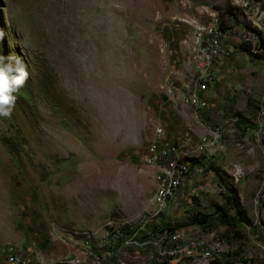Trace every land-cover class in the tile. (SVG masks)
I'll return each mask as SVG.
<instances>
[{
    "label": "rangeland",
    "instance_id": "1",
    "mask_svg": "<svg viewBox=\"0 0 264 264\" xmlns=\"http://www.w3.org/2000/svg\"><path fill=\"white\" fill-rule=\"evenodd\" d=\"M194 21L230 47L201 72L206 30L191 35ZM0 33L4 64L16 56L29 71L0 117V264H67L79 243L133 235L141 219L144 236L168 226L221 243L185 264H264V0H0ZM214 82L237 112L212 125L203 86ZM198 91L196 109L183 98ZM176 118L211 148L185 154L182 201L161 212L163 183L141 158L154 121Z\"/></svg>",
    "mask_w": 264,
    "mask_h": 264
},
{
    "label": "built area",
    "instance_id": "2",
    "mask_svg": "<svg viewBox=\"0 0 264 264\" xmlns=\"http://www.w3.org/2000/svg\"><path fill=\"white\" fill-rule=\"evenodd\" d=\"M197 29L206 30V38L202 42V47L205 50V61H200L201 72L210 65L212 55L223 54L224 51H228L229 46L224 41L223 37H217V32L214 30V28H205V22L194 21L192 25H190L191 35L197 32ZM209 40L217 41V54L208 53ZM184 61L185 59L180 65L181 71L184 68ZM220 83L221 82H214L213 86H203V95H207V107L205 108L204 115L208 118H211L210 115L215 113L217 107V94H220V96L223 95L227 100V102H224V105L228 104L234 95V92L228 93L222 89L220 92L215 93L216 87L220 88ZM174 84L170 82V85H173L174 87H180V82L175 85ZM163 96V109L167 108L168 111L166 112L169 113L170 116L173 115L177 117V109L175 108L174 103H171V100H168V95L166 94L165 90H163ZM220 96H218V99ZM220 115H222V113ZM176 121L177 124L175 128L174 124ZM208 149H210V141L199 140L198 138L191 136L190 131L183 128L177 118L170 120V123L167 126L164 124L163 126H155L154 121L152 132L148 141L146 142L141 160L143 165L151 170V177L154 178V185L155 183H163V197L154 196L156 202L160 199H167L169 195H177L178 204H180L182 201V195L184 193V186H177V177L183 173V163L190 162L185 160V153ZM149 193L154 194V192ZM178 230L182 229H168L165 231V233L176 232ZM195 230H197V227ZM153 235H155V232H153ZM113 239L114 237L107 240L106 248L103 251H95V263H88L82 254V246H92L95 249V243H79L78 254L70 255V259L67 261V264H116V261H111V253L115 250H124L125 256L127 255V250H131V245L119 248H111V241ZM131 244H138L141 249L147 250H149L151 246H158L160 249V258L159 260H155V264H166L172 259L173 256H165L166 248H175L174 256H180L188 250H201L200 246H192L187 244V239L183 244L178 245H156L153 243V236L148 238L144 243H137V241H135ZM5 261L7 264H20L21 262L19 256L16 254L8 255Z\"/></svg>",
    "mask_w": 264,
    "mask_h": 264
},
{
    "label": "bare ground",
    "instance_id": "3",
    "mask_svg": "<svg viewBox=\"0 0 264 264\" xmlns=\"http://www.w3.org/2000/svg\"><path fill=\"white\" fill-rule=\"evenodd\" d=\"M215 23H217V20H215ZM215 26L216 28L214 30L217 32V37H221L223 35V34L221 35L222 31L221 32L218 31L217 25ZM205 27H206V23H205ZM198 30L199 29H197V32ZM223 39L225 41V38ZM211 42H212L211 44H208V53L217 54L218 45L216 44V40H211ZM229 49L230 47L228 48V50ZM199 54L205 55V51H201L199 52ZM228 55H229V51H224L223 54L212 55L211 60H210V65H213V61H216L217 58L219 59L225 58ZM261 62L264 65V56H263V59H261ZM198 93L199 91L194 92L192 95H188L187 97L184 96L183 101L187 102L189 106L194 107L196 109L201 108V106L203 105V101L201 98H199ZM166 94L168 95L167 92ZM186 130L188 129L186 128ZM189 131L192 136V131L191 130ZM215 138L217 139V136ZM193 152H196V151H193ZM193 152H186V153H193ZM183 166H184V163H183ZM184 169L186 168L183 167V170ZM182 175L183 173L177 177V186H181L183 183V179L181 177ZM176 196L177 195H169L167 199H162V202L160 205L161 212L166 211L170 207L172 200ZM146 225H147L146 220L141 219L140 221H138V225L133 227V230H136L135 232L132 231L133 235H129L123 230H113L109 232L108 234H105L99 237L94 242L90 243V244L95 243V249L92 246H88L86 249V255H84L83 251H82V254L84 257L86 256L85 258L87 262L89 261L88 263H95V251H103L106 248L107 240L114 237V239L111 241V248H119V247L131 245V250H127V255L125 256H124V250H115L114 252L111 253V261H116V264H124L127 261V259L132 258V259L137 260L141 264H155V260H159L160 258V249L158 246H151L150 249L147 250V249H141L138 244H131V243H134L135 241H137V243H144L147 241L148 238L151 237V236H144L141 233L142 231L145 232L144 230H145ZM168 229H169L168 226L164 228H160V232L155 233V235H152L153 243H155L156 245H165V244L166 245H178V244H183L185 240L187 239V244L192 245V246H200L201 250H188L180 256H174L175 248H166L165 256H173L172 259L166 264H185L191 261L196 262V261H200L201 259H208L212 255L211 251H214L215 248L216 250H218L221 246L220 242L214 241L213 239H209V238L193 237V236L183 237L177 231L165 233V231ZM197 229H198V225H197ZM138 233H141L143 237L137 236ZM214 236H215L214 234L211 235L212 238ZM212 245L215 248H213Z\"/></svg>",
    "mask_w": 264,
    "mask_h": 264
},
{
    "label": "clouds",
    "instance_id": "4",
    "mask_svg": "<svg viewBox=\"0 0 264 264\" xmlns=\"http://www.w3.org/2000/svg\"><path fill=\"white\" fill-rule=\"evenodd\" d=\"M0 39H2V33H0ZM4 59L0 56V117L10 118L17 100L14 94L26 84L29 71L19 57L8 58L15 61L14 68L11 64H4Z\"/></svg>",
    "mask_w": 264,
    "mask_h": 264
},
{
    "label": "crops",
    "instance_id": "5",
    "mask_svg": "<svg viewBox=\"0 0 264 264\" xmlns=\"http://www.w3.org/2000/svg\"><path fill=\"white\" fill-rule=\"evenodd\" d=\"M260 70H261V68H260ZM261 73H262V70H261ZM221 89L223 90L222 82L220 83V88L219 87L218 88L216 87L215 93L220 92ZM218 96H220V94H217V96H216L217 97V105H216L217 107H216L215 113H213V114L210 115L212 119H209V118H207L205 116L206 122H209L212 125L213 124H217V123H221L225 119V115L232 116V115H235L233 112H237L236 103H235L236 100H237V95L235 93H234V95L232 97V101H230V103H228L226 105H224V102H227V100L225 99V97L222 95L218 99ZM206 105H207V103H206ZM225 109H226V111H223ZM221 113H222V115H220ZM191 118H192V115H191ZM215 121H218V122L215 123ZM193 122H195V121L193 120ZM235 125L236 124L233 125V128L231 129V132H229V134H227V137H233L234 136V133H236V126ZM162 214H164V213H162ZM160 228H164V227L161 226L158 229H156L157 230L156 233L160 232ZM177 232L180 233V235H182L183 237H189V236L192 235V234L182 233L179 230ZM184 232H187V231H184Z\"/></svg>",
    "mask_w": 264,
    "mask_h": 264
},
{
    "label": "trees",
    "instance_id": "6",
    "mask_svg": "<svg viewBox=\"0 0 264 264\" xmlns=\"http://www.w3.org/2000/svg\"><path fill=\"white\" fill-rule=\"evenodd\" d=\"M222 26V25H221ZM223 29V28H222ZM224 30V29H223ZM253 33L255 34V35H258V32L257 31H253ZM198 159H194V160H191L192 162L193 161H197ZM196 216H199L198 217V219L197 218H195L196 220L194 221V222H196L197 224H199V225H201V224H204L205 223V219H206V216H204V215H200V214H196L195 215V217Z\"/></svg>",
    "mask_w": 264,
    "mask_h": 264
},
{
    "label": "water",
    "instance_id": "7",
    "mask_svg": "<svg viewBox=\"0 0 264 264\" xmlns=\"http://www.w3.org/2000/svg\"><path fill=\"white\" fill-rule=\"evenodd\" d=\"M263 135H264V132H263L262 136H263ZM260 143H261V146L264 147V144H263V137H261Z\"/></svg>",
    "mask_w": 264,
    "mask_h": 264
}]
</instances>
